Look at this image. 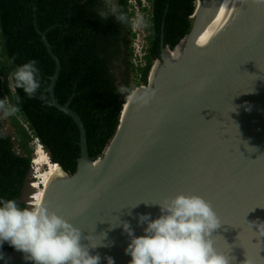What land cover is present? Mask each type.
I'll list each match as a JSON object with an SVG mask.
<instances>
[{
	"label": "water",
	"instance_id": "1",
	"mask_svg": "<svg viewBox=\"0 0 264 264\" xmlns=\"http://www.w3.org/2000/svg\"><path fill=\"white\" fill-rule=\"evenodd\" d=\"M191 19L96 158L71 99L55 96L61 62L35 23L55 62L51 105L77 124L80 158L73 174L58 164L66 193L34 236L0 210L17 237L0 264H264V0H197ZM140 89L142 108L123 118Z\"/></svg>",
	"mask_w": 264,
	"mask_h": 264
},
{
	"label": "trees",
	"instance_id": "2",
	"mask_svg": "<svg viewBox=\"0 0 264 264\" xmlns=\"http://www.w3.org/2000/svg\"><path fill=\"white\" fill-rule=\"evenodd\" d=\"M147 1L141 12L148 47L144 65H136L134 58H140L130 0H118L119 11L109 0H0V106L14 130L4 132L0 113V210L19 226L28 229L32 213L23 200L35 157L31 143L38 139L52 162L71 174L80 158L77 124L51 105L48 89L55 62L38 29L48 30L47 39L61 62L55 96L61 104L71 99L70 107L85 124L90 157L96 158L113 138L128 96L148 84L162 43L175 49L192 28L197 0ZM121 66L125 70L120 77L115 70ZM0 224L10 229L1 217ZM16 242L10 231L0 240V252L14 249Z\"/></svg>",
	"mask_w": 264,
	"mask_h": 264
},
{
	"label": "bare ground",
	"instance_id": "3",
	"mask_svg": "<svg viewBox=\"0 0 264 264\" xmlns=\"http://www.w3.org/2000/svg\"><path fill=\"white\" fill-rule=\"evenodd\" d=\"M210 10V7H209ZM211 25L212 23L204 30L202 35L199 36L198 39H195L192 46H191V58H195L200 53L204 52L207 49L209 40H210V33H211ZM173 57L179 56V49L172 52ZM141 93L135 94L134 96H131V99H129L128 103L125 105V109L123 112V118L125 117L129 107L131 104L136 103L137 108H142L141 105H138L144 101L145 96L142 95V89H140ZM131 100V103L129 104ZM129 104V105H128ZM39 147V146H38ZM34 151L35 157L33 158V169L32 172L38 173V179L36 181L37 185H32L34 188L39 189L40 187H43L40 196L38 197V201L36 203V207L34 206L35 211H33V218L30 225V230L32 233H29L28 231L25 233L26 236H34L37 229L40 228V226L43 223L44 217V209L45 205L51 201V198L53 195H65L66 188L63 184L65 179V174L60 168L58 164H53L50 162V157L48 153L44 152L42 149L38 148ZM40 151V152H39ZM45 153V155H44ZM49 164V168L46 170H43V166L46 164ZM36 166V167H35ZM36 170V171H35ZM43 178L41 181L40 179ZM41 181V182H40ZM40 182V183H39ZM35 205V204H34ZM24 230L23 232H25Z\"/></svg>",
	"mask_w": 264,
	"mask_h": 264
},
{
	"label": "rangeland",
	"instance_id": "4",
	"mask_svg": "<svg viewBox=\"0 0 264 264\" xmlns=\"http://www.w3.org/2000/svg\"><path fill=\"white\" fill-rule=\"evenodd\" d=\"M130 3L133 4V7L130 9V12L132 11V13H133L132 14V28H133V32L136 35V38L134 40V47L136 48V53L138 54V56L140 58V60H137V59L134 58V60H135L134 62H135L136 65H138V64L144 65V61L141 60V59L145 55V49L148 47V45H147V41H146L147 32L145 30L146 19L144 17V14L141 12V8L144 7V6H149V3H148L147 0H141V1H139V0H130ZM118 64H120V61H119ZM124 70H125V68H123L121 66L120 68H117L115 70V72H116V74L118 76L121 77ZM130 79H131V82H130L131 86H134L133 74L132 73L130 75ZM130 99H131V97H130ZM131 100H130L129 104L131 103ZM0 113H1V118H2V120L4 122V124H5L4 132L13 133L14 130H13L12 126H11L9 114H8V112L5 110V108L3 106H0ZM36 145H37L36 141L31 143V146L34 147V148L36 147ZM44 152H46V151H44ZM44 155H45V153H44ZM46 169H47V166H43V170H46ZM35 175H36L37 179L34 178ZM42 179L43 178H41L40 180L43 181ZM37 180H39L38 179V173L37 172L35 173V172L31 171V175H30V177L28 179V183H27V186L25 187L24 195H23V200L27 202V204L29 205V207H31L32 210L34 209L32 206L36 207V203L38 201V197L40 196L41 191L43 189V187H40L39 189H37V188H34L32 186V183H35L34 184L35 186L37 185V183H36ZM10 231L11 230L9 228H5V227H3L0 224V240L4 239L9 234Z\"/></svg>",
	"mask_w": 264,
	"mask_h": 264
},
{
	"label": "clouds",
	"instance_id": "5",
	"mask_svg": "<svg viewBox=\"0 0 264 264\" xmlns=\"http://www.w3.org/2000/svg\"><path fill=\"white\" fill-rule=\"evenodd\" d=\"M136 55H138L137 53H136ZM10 81H11V78H10ZM12 82V81H11ZM12 84H13V82H12ZM36 141V140H35ZM36 143H37V145H36V147H35V151L37 150V147L38 148H40V149H42L43 151H45V149H44V147L42 146V144L40 143V141L39 142H37L36 141ZM32 162H33V160H32ZM50 162H52V160L50 159ZM53 164H57V163H54V162H52ZM45 166H47V168H49V164L47 163ZM32 169H33V163H32V165H31V171H32ZM34 174V173H33ZM34 178L35 179H37V177H36V175L34 176ZM32 212H33V210H32ZM30 225H31V222H30ZM26 229V228H25Z\"/></svg>",
	"mask_w": 264,
	"mask_h": 264
},
{
	"label": "flooded vegetation",
	"instance_id": "6",
	"mask_svg": "<svg viewBox=\"0 0 264 264\" xmlns=\"http://www.w3.org/2000/svg\"><path fill=\"white\" fill-rule=\"evenodd\" d=\"M109 5L113 6L116 11H119L118 0H109Z\"/></svg>",
	"mask_w": 264,
	"mask_h": 264
},
{
	"label": "built area",
	"instance_id": "7",
	"mask_svg": "<svg viewBox=\"0 0 264 264\" xmlns=\"http://www.w3.org/2000/svg\"><path fill=\"white\" fill-rule=\"evenodd\" d=\"M9 87L11 88V90H12V91H14V90H15V88H14V85L12 84V82H11V81L9 82ZM36 141H37V142H39V140H38V139H36ZM40 182H41V181H40ZM40 182H39V183H40ZM33 184H34V183H32V185H33ZM31 203H32V202H31ZM31 206H32V205H31ZM32 207L34 208V206H32ZM34 209H35V208H34ZM34 209H33V211H34ZM32 218H33V212L31 213L30 222H32Z\"/></svg>",
	"mask_w": 264,
	"mask_h": 264
}]
</instances>
